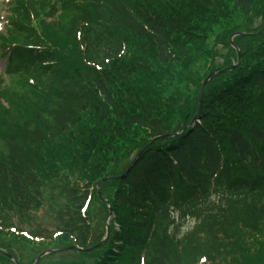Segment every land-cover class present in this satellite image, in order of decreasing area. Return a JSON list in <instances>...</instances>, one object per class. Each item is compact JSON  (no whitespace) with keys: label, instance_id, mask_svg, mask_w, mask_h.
Masks as SVG:
<instances>
[{"label":"trees","instance_id":"1","mask_svg":"<svg viewBox=\"0 0 264 264\" xmlns=\"http://www.w3.org/2000/svg\"><path fill=\"white\" fill-rule=\"evenodd\" d=\"M263 27L264 0H11L0 250L20 264L48 250L39 264H264V34L233 39L239 67L207 85L183 132L209 74L237 63L231 36ZM46 189L64 199L56 230L24 231ZM109 206L110 236L87 251Z\"/></svg>","mask_w":264,"mask_h":264},{"label":"rangeland","instance_id":"2","mask_svg":"<svg viewBox=\"0 0 264 264\" xmlns=\"http://www.w3.org/2000/svg\"><path fill=\"white\" fill-rule=\"evenodd\" d=\"M8 0H0V27L2 25L3 16H5L4 10ZM258 25V22L257 24ZM221 63V61H218ZM6 63V59L0 58V76L3 74L4 66ZM52 197L58 199L57 205L53 201ZM64 199L60 196V191L58 190H50L46 189L44 192V204L39 211L33 212L29 214L27 219L23 220L24 231H38L39 234L47 235L51 234L56 230L57 224H59L57 219V213L63 205ZM17 221V220H16ZM194 226L193 221H188L184 224V231L186 232L190 230ZM24 256L27 258L26 263L31 262L32 254H28V252L24 253ZM57 262V258H53V260L48 261L47 263Z\"/></svg>","mask_w":264,"mask_h":264},{"label":"water","instance_id":"3","mask_svg":"<svg viewBox=\"0 0 264 264\" xmlns=\"http://www.w3.org/2000/svg\"><path fill=\"white\" fill-rule=\"evenodd\" d=\"M264 32V29L263 30H261L257 35H260V34H262ZM237 35H243V34H237ZM239 55H240V53H239ZM235 67H232V68H229V69H224V70H222V71H220V73H224V72H227V71H231V70H233ZM215 75H216V73H213V74H211L210 76H209V78L205 81V83H204V85H203V87H202V94H201V104H202V101H203V97H204V90H205V87H206V85L208 84V82L211 80V79H213L214 77H215ZM198 117V116H197ZM197 117L195 118V119H197ZM168 136H164V137H161V138H157V139H155L153 142H155V141H157V140H159V139H163V138H167ZM144 150L145 149H143L141 152H140V154L138 155V157H140L141 155H142V153L144 152ZM138 157L133 161V163L131 164V166L128 168V170L126 171V173L123 175V177H126L128 174H129V172L131 171V169H132V167H133V165H134V163L136 162V160L138 159ZM109 233V232H108ZM102 245V244H101ZM100 245V246H101ZM99 246V247H100ZM46 254V253H45ZM45 254H42V256H40L39 258H38V260H37V262H36V264L39 262V260H40V258L41 257H43Z\"/></svg>","mask_w":264,"mask_h":264}]
</instances>
